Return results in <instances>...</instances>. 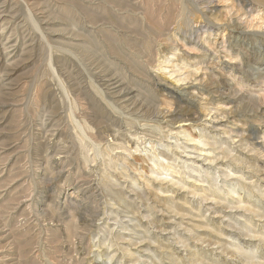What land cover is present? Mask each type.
I'll return each instance as SVG.
<instances>
[{"label":"rangeland","instance_id":"obj_1","mask_svg":"<svg viewBox=\"0 0 264 264\" xmlns=\"http://www.w3.org/2000/svg\"><path fill=\"white\" fill-rule=\"evenodd\" d=\"M202 1L0 0V264H264V0Z\"/></svg>","mask_w":264,"mask_h":264},{"label":"bare ground","instance_id":"obj_2","mask_svg":"<svg viewBox=\"0 0 264 264\" xmlns=\"http://www.w3.org/2000/svg\"><path fill=\"white\" fill-rule=\"evenodd\" d=\"M201 1H202V0H201ZM205 1H206V0H205ZM185 2H186V1H185ZM185 2H184V3H185ZM202 2H203V1H202ZM246 2H247V1H246ZM4 3H5V2H4ZM10 3H11V2H10ZM248 3H249V2H248ZM9 5H10V4H9ZM135 6H136V5H135ZM10 9H11V8H10ZM180 9H181V8H180ZM195 9H196V8H195ZM195 9H194V10H195ZM78 10H79V9H78ZM114 10H115V9H114ZM176 11H177V10H176ZM8 12H9V10H8ZM137 12H138V11H137ZM157 13H158V12H157ZM192 13H193V12H192ZM181 14H182V13H181ZM119 15H120V14H119ZM0 16H1V15H0ZM188 16H189V15H188ZM190 16H191V15H190ZM199 16H200V15H199ZM184 18H185V17H184ZM205 18H206V17H205ZM80 20H81V19H80ZM182 20H183V19H182ZM187 20H188V19H187ZM78 21H79V20H78ZM84 21H85V20H84ZM202 21H203V20H202ZM103 23H104V22H103ZM203 23H204V22H203ZM200 24H201V23H200ZM202 25H203V24H202ZM208 26H209V25H208ZM196 27H197V26H196ZM190 28H191V27H190ZM198 29H199V28H198ZM84 30H85V29H84ZM187 30H188V28H187ZM200 30H201V29H200ZM205 30H206V29H205ZM81 31H82V30H81ZM184 31H185V30H184ZM189 31H191V29H190ZM196 31H197V30H196ZM83 32H84V31H83ZM88 32H89V31H88ZM184 33H185V32H184ZM244 33H245V32H244ZM185 34H186V33H185ZM86 35H87V34H86ZM242 36H243V35H242ZM87 37H88V36H87ZM87 37H86V39H87ZM237 38H238V37H237ZM120 43H121V42H120ZM90 47H91V46H90ZM158 47H159V46H158ZM89 49H90V48H89ZM160 49H161V48H160ZM20 50H21V49H20ZM156 50H157V49H156ZM168 50H169V49H168ZM108 51H109V50H108ZM87 52H90V51H87ZM161 52H162V51H161ZM163 52H164V51H163ZM86 54H89V53H86ZM121 54H122V53H121ZM154 54H155V53H154ZM160 54H161V53H160ZM160 54H159V55H160ZM91 55H92V54H91ZM151 55H152V54H151ZM159 55H158V56H159ZM167 55H168V54H167ZM86 56H87V55H86ZM135 56H136V55H135ZM80 57H82V56H80ZM91 57H92V56H91ZM77 58H78V57H77ZM136 58H137V57H136ZM152 58H153V56H151L150 59H152ZM154 58H155V56H154ZM154 58H153V59H154ZM134 59H135V58H134ZM145 59H146V58H145ZM147 60H148V59H147ZM78 61H79V59H78ZM80 61H81V60H80ZM83 61H84V60H83ZM86 61H87V60H86ZM109 61H110V60H109ZM153 61H154V60H153ZM84 62H85V61H84ZM145 62H146V60H145ZM145 62H144V63H145ZM84 64H85V63H84ZM88 64H89V63H88ZM146 64H147V62H146ZM151 64H152V63H151ZM135 65H136V64H135ZM148 65H149V64H148ZM89 66H90V65H89ZM89 66H88V67H89ZM106 66H107V65H106ZM137 66H138V65H137ZM78 67H79V66H78ZM84 67H85V65H84ZM88 67H87V69H88ZM107 67H108V66H107ZM156 68H157V67H156ZM60 70H61V69H60ZM150 70H151V69H150ZM88 71H89V70H88ZM96 71H97V70H95V72H96ZM145 71H146V70H145ZM249 71H250V70H249ZM102 72H103V71H102ZM78 73H79V72H78ZM87 73H88V72H87ZM100 73H101V72H100ZM100 73H99V74H100ZM123 73H124V72H123ZM80 74H81V73H80ZM145 74H146V73H145ZM258 74H259V73H258ZM87 75H88V74H87ZM91 75H92V74H91ZM96 75H97V74H96ZM110 75H111V74H110ZM110 75H109V76H110ZM75 76H76V75H75ZM82 76H83V75H82ZM105 76H107V75H105ZM259 76H261V75H259ZM102 77H103V76H102ZM107 77H108V76H107ZM77 78H79V77H77ZM80 78H81V77H80ZM90 78H91V77H90ZM92 78H93V77H92ZM98 78H99V76H98ZM98 78H97V79H98ZM104 78H105V77H104ZM115 78H116V77H115ZM151 78H152V77H151ZM75 79H76V78H75ZM116 79H117V78H116ZM148 79H149V78H148ZM76 80H77V79H76ZM88 80H89V79H88ZM82 81H83V80H82ZM91 81H92V80H91ZM148 81H149V80H148ZM85 82H86V81H85ZM85 82H84V83H85ZM101 82H103V81H101ZM71 83H72V82H71ZM115 83H116V82H115ZM80 84H81V83H80ZM92 84H93V82H92ZM94 84H95V83H94ZM78 85H79V84H78ZM82 85H83V84H82ZM96 85H99V84H96ZM104 85H106V84L103 83V86H104ZM110 85H111V84H110ZM120 85H121V84H120ZM76 86H77V85H76ZM80 86H81V85H80ZM86 87H88V84H87ZM90 87H91V85L89 86V89H90ZM93 87H95V86H93ZM93 87H92V88H93ZM96 87H97V86H96ZM99 87L101 88V85H100ZM154 87H155V86H154ZM225 87H226V86H225ZM81 88H82V87L76 88V90H74L75 92H73V93H74V94L77 93V92L79 93L80 91H82ZM84 88H85V87H84ZM97 88H98V87H97ZM87 89H88V88H87ZM93 89H94V88H93ZM90 90H91V89H90ZM96 90H97V89H96ZM118 90H119V89H118ZM156 90H157V89H156ZM83 91H84V90H83ZM83 91H82V93H83ZM97 91H98V90H97ZM99 91H100V90H99ZM120 91H121V90H120ZM109 92H110V91H109ZM149 92H150V91H149ZM170 92H171V91H170ZM88 93H89V92H88ZM88 93H87V94H88ZM93 93H94V91H93ZM98 93H99V92H98ZM98 93H97V94H98ZM107 93H108V92H107ZM112 93H113V92H112ZM119 93H120V92H119ZM157 93H159V91H158ZM84 94H85V93H84ZM89 94H90V93H89ZM95 95H96V94H95ZM95 95H94V96H95ZM73 96H74V95H73ZM80 96H81V95L76 94V97L78 98V100L80 99V98H79ZM82 96H83V95H82ZM89 96H90V95H89ZM99 96H100V95H99ZM101 96H102V95H101ZM108 96H109V95H108ZM116 96H117V94H116ZM84 97H87V96L84 95ZM95 97H96V96H95ZM95 97H94V98H95ZM74 99H75V98H74ZM82 99H83V98H82ZM90 99H91V98H90ZM106 99H107V98H106ZM116 99H117V98H116ZM75 100H77V99H75ZM80 100H81V99H80ZM103 100H104V99H103ZM103 100H102V101H103ZM107 100H108V99H107ZM85 101H86V98H85ZM98 101H99V100H98ZM185 101H186V100H185ZM187 101H188V99H187ZM79 102H80V101H79ZM79 102H78V103H79ZM87 102H88V101H87ZM87 102H86V103H87ZM100 102H101V101H100ZM105 102H106V101H105ZM120 102H121V101H120ZM216 102H217V101H216ZM89 103H90V102H89ZM84 104H85V103H84ZM101 104H102V103H101ZM111 104H112V103H111ZM114 104H115V103H114ZM78 105H79V104H78ZM86 105H87V104H85V107H86ZM97 105H98V103H97ZM104 105H105V104H104ZM188 105H189V103H188ZM191 105H192V104H191ZM91 106H92V105H91ZM114 106H115V105H114ZM117 106H118V105H117ZM117 106H116V107H117ZM133 106H134V105H133ZM80 107H82V104H81ZM83 107H84V106H83ZM97 107H98V106H97ZM107 108H108V107H107ZM112 108H113V107H112ZM123 108H124V107H123ZM131 108H132V107H131ZM131 108H130V109H131ZM143 108H144V107H143ZM194 108H195V107H194ZM85 109H86V108H85ZM94 109H95V108H94ZM97 109H98V108H97ZM99 109H100V107H99ZM116 109H117V108H116ZM125 109H126V108H125ZM144 109H145V108H144ZM89 110H90V109H89ZM131 110H132V109H131ZM80 111H81V110H80ZM80 111H79V112H80ZM133 111H134V110H133ZM133 111H132V112H133ZM147 111H148V110H147ZM152 111H153V110H152ZM96 112H97V111H96ZM112 112H113V111H112ZM138 112H139V110H138ZM166 112H167V111H166ZM83 113H84V110H83ZM159 113H160V112H159ZM86 114H87V113H86ZM93 114H94V113H93ZM104 114H106V112H105ZM110 114H111V112H110ZM126 114H127V112H126ZM155 114H156V113H155ZM79 115H80V114H79ZM94 115H95V114H94ZM111 115H112V114H111ZM131 115H132V114H131ZM162 115H163V114H162ZM100 116H101V115H100ZM108 116H109V115H108ZM135 116H136V115H135ZM160 116H161V115H160ZM179 116H180V114H179L178 112H175V113H171V114H170L171 119L177 118V117H179ZM81 117H82V116H81ZM109 117H110V116H109ZM117 117H118V116H117ZM167 117H168V116H167ZM170 117H169V118H170ZM182 117H183V116H182ZM82 118L85 119V118H87V116L85 115V116L82 117ZM105 118L107 119V116H106ZM87 119H89V118H87ZM98 119H99V118H98ZM101 119H102V117H101ZM106 119H105V121H106ZM116 119H117V118H116ZM146 119H147V118H146ZM159 119H160V118H159ZM89 120H90V119H89ZM89 120H88V121H89ZM161 120H162V119H161ZM92 121H93V119L91 120V122H92ZM107 121H109V120H107ZM163 121H164V120H163ZM172 121H173V120H172ZM94 122H96V120H95ZM113 122H114V121H113ZM122 122H123V121H122ZM165 122H167V121H165ZM178 122H179V121H178ZM110 123H111V122H110ZM117 123H118V122H117ZM156 123H157V122H156ZM160 124H161V123H160ZM96 125H97V124H95V126H96ZM120 125H121V124H120ZM93 126H94V125H93ZM102 126H103V125H102ZM111 126H112V125H111ZM113 126H114V124H113ZM96 128H97V127H96ZM98 129H99V128H98ZM118 129H119V128H118ZM111 130H112V129H111ZM101 131H102V133L107 134V135H108V133H110V129H108V128H103ZM101 131H100V132H101ZM111 132H113V130H112ZM59 133H60V132H59ZM100 134H101V133H100ZM112 134H113V133H112ZM119 134H120V133H119ZM95 135H96V134H95ZM95 135H94V136H95ZM45 136H46V134H45ZM97 136H98V135H97ZM101 136H102V135H101ZM124 136H126V135H124ZM127 138H128V137H127ZM95 140H96V139H95ZM153 158H154V157H153ZM159 159H160V161H161V158H159ZM158 161H159V160H158ZM60 171H61V170H60ZM164 171H165V170H164ZM82 231H83V230H82ZM83 233H84V232H83ZM85 233H86V232H85ZM79 234H80V233H79ZM75 235H76V234H75ZM77 236H79V235H77ZM82 236H83V235H82ZM83 237H84V236H83ZM85 237H86V236H85ZM81 238H82V237H81ZM78 239H79V238H78ZM82 239H83V238H82ZM79 240H80V239H79ZM79 245H80V246L82 245L81 242H80ZM75 248H76V246H75ZM78 248H79V247H78ZM73 249H74V248H73ZM73 249H72V250H73ZM76 249H77V248H76ZM81 254H82V253H81Z\"/></svg>","mask_w":264,"mask_h":264}]
</instances>
